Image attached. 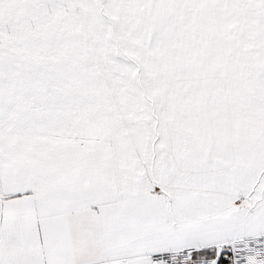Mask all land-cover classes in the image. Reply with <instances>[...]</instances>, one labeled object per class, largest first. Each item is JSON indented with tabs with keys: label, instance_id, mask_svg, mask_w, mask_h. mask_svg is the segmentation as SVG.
Instances as JSON below:
<instances>
[{
	"label": "snow or ice",
	"instance_id": "1",
	"mask_svg": "<svg viewBox=\"0 0 264 264\" xmlns=\"http://www.w3.org/2000/svg\"><path fill=\"white\" fill-rule=\"evenodd\" d=\"M0 264H264V0H0Z\"/></svg>",
	"mask_w": 264,
	"mask_h": 264
}]
</instances>
